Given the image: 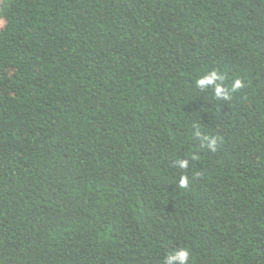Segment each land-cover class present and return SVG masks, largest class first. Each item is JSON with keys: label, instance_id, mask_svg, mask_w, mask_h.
Returning <instances> with one entry per match:
<instances>
[{"label": "trees", "instance_id": "obj_1", "mask_svg": "<svg viewBox=\"0 0 264 264\" xmlns=\"http://www.w3.org/2000/svg\"><path fill=\"white\" fill-rule=\"evenodd\" d=\"M181 248L264 264V0H4L0 264Z\"/></svg>", "mask_w": 264, "mask_h": 264}, {"label": "clouds", "instance_id": "obj_2", "mask_svg": "<svg viewBox=\"0 0 264 264\" xmlns=\"http://www.w3.org/2000/svg\"><path fill=\"white\" fill-rule=\"evenodd\" d=\"M219 78V74L217 72L209 73L205 76H202L198 81L197 84L199 87L203 88L209 84L215 83V81ZM243 86V82L240 80H237L233 84V89H237ZM215 93L218 97H227L226 90L220 86L217 85L215 89ZM209 147L213 150L215 149V141H211L209 144ZM179 166L181 168L187 167V161L181 160L179 161ZM187 177L181 176L179 184L181 187H185L187 185ZM189 256L190 252L186 248L177 249L173 252H170L167 256V259L165 261V264H189Z\"/></svg>", "mask_w": 264, "mask_h": 264}, {"label": "water", "instance_id": "obj_3", "mask_svg": "<svg viewBox=\"0 0 264 264\" xmlns=\"http://www.w3.org/2000/svg\"><path fill=\"white\" fill-rule=\"evenodd\" d=\"M3 4H4V0H0V12H1L2 8H3Z\"/></svg>", "mask_w": 264, "mask_h": 264}]
</instances>
